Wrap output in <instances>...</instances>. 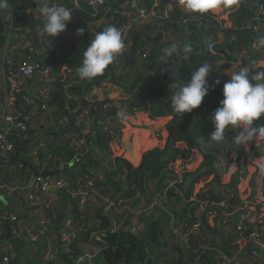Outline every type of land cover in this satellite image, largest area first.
Segmentation results:
<instances>
[{"label": "trees", "instance_id": "trees-1", "mask_svg": "<svg viewBox=\"0 0 264 264\" xmlns=\"http://www.w3.org/2000/svg\"><path fill=\"white\" fill-rule=\"evenodd\" d=\"M255 1L240 0L237 4L238 8L232 15L237 25L234 30L235 39L229 44H227L226 40L222 42L217 40V25L210 14L191 13L185 15L180 7H175L171 13L160 19L159 16L164 15L165 6V3L161 2L155 9L160 29L166 31L167 35L170 32L180 33L178 49H182L185 44H189L192 47L191 53L185 54L180 51L170 61L172 64L183 58V60L178 62L180 67L175 77H171L169 72H166L169 70L170 64L166 66L161 63L164 58V50L170 47L173 41L166 40L165 43L157 40L151 41L152 52L150 57L141 59L136 56L135 53L140 48L141 38L146 37L149 40L150 31L157 27V25L148 26L143 24L141 28L133 29L134 31L131 30L128 33L127 37L129 40L126 41V45L129 43L131 47L128 59L136 60L137 63L144 61L143 70L146 73L145 76H140L136 81L129 83L127 77L115 75L113 62L102 75L92 80L76 82L79 79H70L65 100L69 103V109L72 111L78 106L77 99L83 97L86 90L89 93V101H91L94 99L93 92L109 82L119 87L123 94L131 97L129 101L123 102L129 110L131 108L139 109L147 113L150 118L169 117V121L166 124L168 136L163 147L144 152L137 167H132L122 159L114 160L113 167L110 170L104 166L108 160L107 157L111 155L109 142L112 138H110L108 132L98 125V122L103 118L114 120L120 114L122 104H113L106 100L95 102L97 109L92 112L90 118L92 119V124L89 135L82 132L84 125L81 128H76L74 120L64 128H60L57 135L50 133L53 137V143L46 148L48 151L47 156L49 155L46 166L53 171L59 170L60 174L66 176V178L69 177L68 182L64 180L66 184L76 186L79 182L82 183L81 179L84 176L94 177L92 174L93 170L97 171V173L103 172V177L100 178L97 175L92 183V189L96 190L99 196L91 198L84 214L80 215L81 218H78L80 222L85 221L84 228H79L82 230L84 238L88 239L92 235L91 241L96 249L94 253L88 254L91 256L89 264H205L210 257L215 258L217 250L223 246L224 250L232 252V254L238 253L236 245L224 244L225 240L222 238L224 235L221 232L212 234L211 228L205 220L207 219L206 214H201V218L198 217V220L195 214L198 209L196 201L220 199L222 192H218L214 196V188L231 191L230 187L220 184V177L224 171L219 170L216 160L217 152L224 145V141L209 142V134L214 130L211 115L219 107L223 99V85L226 82H223L222 77L217 73L216 75L214 70H212L207 77L209 84H214L216 80H219L220 83L209 89L200 107L194 109L191 113H185L181 116L172 111V98L182 84L190 80L191 73L203 63L210 61L213 67V62L220 61L219 58L222 55L227 57L228 61H234V55H239L242 52V60L245 58L253 60V55L248 52L251 44L248 42L250 33L243 30V24L250 16L251 3ZM17 2L19 0H9L8 10L11 16H16L14 11L16 7L13 9L12 6H15ZM148 5L149 0H146V7ZM81 6L83 12H75L72 16L73 19L77 21L82 19L91 23L94 21L93 19L98 17V15L90 16L92 12L91 6L84 2L81 3ZM5 18L4 11H0V51H2L6 43L5 30L7 25ZM104 18L109 21L107 26H115L117 28L130 21V18L123 17L119 12L106 14ZM16 21L19 22L18 25L21 32H23L24 27L31 26L24 18L19 16H16ZM183 21H186L185 25H181ZM34 42L37 43V40ZM40 44H43V38ZM208 44H213V52L206 50ZM61 49L64 50L61 58L50 54L49 63L61 59L60 62H63L66 68L77 70L82 64L85 50H81V56H77L74 55V49L68 50L65 45ZM130 52L133 53L131 54ZM125 53H123L121 59L124 58ZM34 61L37 60L35 59ZM13 69L15 70V67ZM62 85L63 80L56 79L54 90L49 92L48 105L59 106L57 101L62 98ZM90 92H92L91 96ZM28 109L29 106H26V110ZM67 132L77 137L75 141L84 139L85 143L78 147L75 143L67 141L64 139V134ZM230 133L232 132L227 128L224 133L225 139ZM32 136L33 131L31 129H26L22 133L12 132L11 139L14 141L15 148L13 154L11 153L7 157L8 163L2 167L9 168L11 163L14 166L18 163L21 154L24 156L26 153V151L21 153L20 149L27 147L33 138ZM60 140L67 142L68 145L59 143ZM201 140L209 142L206 149L201 148ZM95 151L101 153V156L98 157ZM252 153L254 156L262 157L264 156V148H254ZM169 166L174 171L179 172L183 178V183L179 186L180 193H173L171 190L166 191L167 204L163 207L154 206L148 208L138 213V216H135L136 221L143 226V231L138 233L130 231L126 228L129 225L127 221L131 218L130 215L133 214L129 211L130 206L132 208L136 207L141 199H145L152 204L153 197L165 191V179L169 177L166 175L168 173L172 174L167 170ZM75 171L77 172L76 174ZM32 173V171L26 169L18 171L16 186H21L22 182L28 179ZM20 177L22 181L19 180ZM209 178H211L210 187H207L206 190L198 193L192 199L195 185ZM103 198H107L108 202L104 203L100 210L94 212L95 207L103 204ZM109 203L113 205V208L107 207ZM227 204H240L236 192L233 198L227 201ZM178 205H183V207L179 210V213H174L173 210ZM167 206H169L170 210H168ZM166 208L168 212H166ZM54 209L55 207L49 206L47 211L48 213H53ZM76 214H79L78 211ZM93 214L95 215L93 216ZM127 217L129 218L126 221ZM122 218H124V221H122ZM55 219V223L54 221L52 223L55 226H60L62 222L60 217L57 216ZM90 219H93L94 222V228L92 229L88 228ZM172 219L177 220L173 221ZM197 221L201 222V227L198 231H192L191 227ZM117 224H119V228H116ZM175 231L179 234H186L187 241L183 242ZM214 231L218 230L214 228ZM78 241L79 237L76 235L68 244L69 251H63L61 248L58 255L54 256L55 264H74L79 256H83L86 252L79 248ZM201 247H206L207 253L204 251L199 252ZM250 251L251 249L241 256L242 264H255ZM198 252L199 258L197 259L195 255L197 257ZM16 253L18 256L20 255L19 251H16ZM20 259L18 257L11 264L16 263ZM44 262L45 264H51L45 260Z\"/></svg>", "mask_w": 264, "mask_h": 264}, {"label": "crops", "instance_id": "crops-1", "mask_svg": "<svg viewBox=\"0 0 264 264\" xmlns=\"http://www.w3.org/2000/svg\"><path fill=\"white\" fill-rule=\"evenodd\" d=\"M25 1L29 2L33 0ZM133 1H137L142 7H146V0H104V8L100 11H98L99 8L94 9V7L91 6L92 15L90 14V16L93 17V15H98V17L96 19H93L94 21L91 23L82 19H79V21H77L72 17L71 22L67 25L68 37L65 40H61L58 36L51 39V37L47 36L43 32V24L40 18L38 7L39 5L43 6V4L45 3L49 4L50 6L53 4L63 5L70 8L73 16L77 11L83 12L81 4L78 9L75 8L73 3L74 0H34L35 6L33 21L28 22L29 24H31V26L24 27L23 32L19 33L16 40L11 39V22L15 21L14 16H11L9 10H7V14H5V22L7 25L5 30L6 43L2 51H0V112L2 111L5 97L9 95V93L7 92L9 91L10 85L7 77L10 76L11 71L14 70L13 67H15V70H17L20 66L26 65L29 62H37L44 66L57 63L58 68L56 70H53L52 80H54L50 83V86L48 88L49 92L53 91L56 79H62L65 75H67V73L65 72L66 66L63 64V62H60L61 59L49 63L50 54L61 58L62 54L64 53V50L61 48L63 45H65L68 50H75L74 55L81 56V50H86L87 44L91 43L95 35L98 32L102 31L105 27H107L109 21L105 19L104 16L112 12L123 13L129 11L130 3ZM17 3L15 4V6H12L13 9L16 7ZM237 8L238 5L236 4L227 8L221 7L209 11L214 20V23L215 21L219 22V31L218 27L216 29V38L217 40H219V42L226 40L227 44H229V42L235 39L234 30L237 28V25L234 22V17L232 15ZM180 9L185 15L191 14L187 13L186 10L181 6ZM103 14L105 15L103 16ZM153 21L155 22L153 25H150L152 21L145 23V25L156 26L157 21ZM248 22L249 21H247L246 23ZM34 28H37L39 30V37L30 40L28 36L24 34V31ZM77 29H84V34L81 36H77ZM243 30L250 33L248 42H250L251 44L248 52H250L254 58L253 60H250L249 58H245L242 60L241 55H234V61H228V58L222 55L219 58L220 61H214L213 70L215 74L217 73L218 75L222 76L223 82H228L230 80V75L233 72L238 71L242 66L250 67V75L255 74L257 71H264V47L257 48L255 46L261 34H264V23H259L255 29L243 28ZM156 31L158 32L157 27L153 28L149 33V40H147L146 37H142L139 43V47L144 45L148 49L149 57L152 52L151 41L157 40L158 42H160ZM180 37V33L170 32L167 36V40L175 39L174 41L176 42L177 46H179L180 43L178 42V40L180 39ZM42 38L43 44H40ZM35 40H37V43L34 42ZM128 40L129 38H127V41ZM52 42L53 46L58 45L57 49L59 51V54L50 49V45ZM36 44H38L39 46ZM130 48L131 47L129 43H127V51L124 55V58L121 59L120 62L116 65L113 63V67L115 69V75H119L120 77H127L128 82L132 83L136 81L138 77L145 76L146 73L143 70V60L141 63H137L136 60L127 58ZM130 53L132 54L133 52ZM35 59L37 61H34ZM180 60H183V58H180L172 64L169 63L170 68L166 72H169V75L171 77L176 76L177 71L180 67V63H178ZM208 63H210V61ZM77 70H74L75 73H78ZM125 74L127 75L123 76ZM78 79V81L76 82L81 81L79 77ZM67 82L69 83L70 79L66 78L64 80V83L62 85L64 89L65 86H67ZM172 83L174 84V82ZM106 84L103 85L100 89H95L96 91H100L99 94L101 95V99L96 98L97 101L106 100L113 104L125 105V103L123 102L129 101L131 99V97L123 94L119 87L112 85L109 82H107ZM43 88L44 86L41 83L40 77L34 76L31 79L23 80V86L19 93L15 95V98L12 96L13 104L11 112L13 114L21 117L26 115L28 112L32 113L27 119L20 118L22 122L25 123V130H12V132L22 133L25 132L26 129H31L33 131V138L31 140L29 139L30 142L28 143L27 147H22L25 148L24 151H26V153L24 156L21 154L19 161L15 166L12 163L10 164L9 168L2 167L3 165L0 166V264L2 258L5 255L9 256V264L17 260L18 257L21 259L16 261V263L14 264H45L44 260L47 263H50L54 259H51V261L49 262V258L51 256L54 257L58 255L59 250L62 248L59 240V235L64 229L73 232L75 236L77 235V237H79L78 245L82 251L86 253H94L96 251L95 246L91 241L92 235L88 239H85L82 230L79 229L80 227L84 228L85 221L83 220L81 221V223L78 220V218H81V216L79 214H76L77 208L75 202L70 200L68 196H66L64 191H60V193L47 192V194L37 196V198L35 195L34 199H29L27 191H24L22 189L26 186H29L30 181L33 178H36V176H33V173L28 179L22 182L21 186H16V182L18 181V171L22 169L29 170L28 168L23 167L20 160L25 161L27 165L35 172L40 173L45 167L47 168L46 164L49 160V155L47 156L48 151L46 148L53 143V137L50 135V133L57 135L60 128H64L65 125L71 123L73 120L76 126V120L80 116L82 109L88 108L90 103L92 102V100L89 101V98L84 99V95L83 97L77 99L78 106L72 111L71 109H69V103L67 102V100H65L67 95L66 91H64L63 89L62 98L57 101L59 106L49 105L48 110L39 111V104L41 102L39 99H37V93ZM96 91L93 93H97ZM91 95L92 92H90V96ZM33 99H36V104L29 103ZM26 106H29L28 110H26ZM119 115V120H113L111 122L110 138H112V140L109 142L111 155L107 157L108 160L104 165L108 170L113 167L114 160L117 161L119 159L128 162L132 167L139 166L143 153L154 148L161 149L168 136L166 131V124L169 121V117L150 118L147 113L140 111L139 109L131 108L129 110L125 108V110L121 111V107ZM64 118L67 120L66 124L62 122V119ZM91 124L92 119H89L84 123V130L89 129V133L86 135H89L91 133ZM259 125H264V115H262L259 120L254 122V126ZM228 129L233 133H237V135L241 130L239 128L232 129L231 127H229ZM235 147L236 149L234 153L229 156L227 161H225L224 158H216L219 170L224 171V173L220 177V184L225 187H230V190L233 192V194H235L236 192L239 202L246 198H248L249 200H253V196L256 192L258 178L262 173V170L259 166L261 164H264V156H254L252 150L259 147L264 148V137L257 138L254 142H250L248 144L236 145ZM98 156H101V153L98 152ZM47 170L50 172H54L53 170H50L48 168ZM76 173L77 172L75 171V174ZM101 174L103 173L101 172ZM64 178L65 181H69V177L66 178V176H64ZM19 180L22 181V178L20 177ZM83 183L85 184V182H79V184ZM210 184L211 178L195 185L192 199H194L198 193L206 190L207 187H210ZM2 190L4 191L2 192ZM221 191L222 189L219 188L213 189L214 194ZM49 196H53L55 198L53 204V207H55V209L53 213H48L47 211V208L50 204H47L45 199ZM102 202L103 204H106L108 202V199L103 198ZM182 207L183 205H178L175 210H173V212L179 213V210ZM148 208H145V210H147ZM167 208L168 210H170L169 206H167ZM167 208L166 212H168ZM98 210H100V208L95 207L94 212ZM7 213H9L11 217H15L17 220L16 222L9 221V228L7 227L5 219ZM132 213L133 214L130 215L131 218L129 219V221L127 220L130 216L126 218V221L129 224L128 226L126 225L127 229L130 228L132 222L136 220L135 216H138V213L140 212ZM195 214H197V212ZM256 214V216L260 219L258 226L260 225V227L263 228L264 232V207L261 210L257 211ZM94 215L95 214H93V216ZM57 216H59L62 221L60 226H55L54 224L56 221L55 217ZM205 220L207 225L211 228L212 234L221 232V234L224 235L222 237L223 240H225L224 244L232 246L236 245V247L238 248L237 240L235 239L236 235L233 233L234 230L232 229V226L226 224L224 220L219 216H213ZM53 221L54 223H52ZM122 221H124V218H122ZM42 222H45L47 226V233L45 237L40 238L35 244L29 242V235L31 233H36ZM93 223V219H90V221H88L89 229L94 228ZM92 225L93 227H91ZM14 228H16L17 233L13 232ZM116 228H119V224L116 225ZM214 228H216L218 231H214ZM9 230L10 233L8 232ZM9 234L11 237H9ZM201 248H203V250L199 252L204 251L205 253H207L206 247ZM16 251H19L20 255L22 254V256H18ZM199 252L197 257L195 255V258L197 259L199 258ZM216 253V257H210L208 260H206L205 264H223L219 260L220 253L232 256V252L224 250V246L218 249Z\"/></svg>", "mask_w": 264, "mask_h": 264}, {"label": "built area", "instance_id": "built-area-1", "mask_svg": "<svg viewBox=\"0 0 264 264\" xmlns=\"http://www.w3.org/2000/svg\"><path fill=\"white\" fill-rule=\"evenodd\" d=\"M84 2L88 4L89 6L94 7L95 4H98L100 6H104L105 2L104 0H74V6L75 8H79L80 4ZM161 2L165 3L164 6V15L159 16L160 19H163L166 17L168 13H171L175 7H180L176 0H149V5L147 7H142L137 1H133L130 3V10L121 13L123 17L130 18V21L128 23H125L118 27V29L122 33V38L125 44L124 49L122 52L116 57L114 60V64H118L121 60V57L124 52L127 51V36L128 33L135 29L141 28V25L148 23L150 21L156 20L157 21V29L159 37V41L161 43H165L167 40V32L160 29L159 22L157 19V13L155 12V9L160 5ZM34 0L26 2L25 0H20L16 8L14 9L16 16L24 18L26 22L33 21V13H34ZM16 16H14V20L11 22L12 25V35L11 39L16 40L19 35V22L16 21ZM259 23H264V10L260 7L257 12L254 13L252 18L249 20L248 23L245 24L244 28L248 29H255ZM186 21H183L181 25H185ZM18 26V27H17ZM24 34L28 36L30 40H33L37 37H39V30L37 28L34 29H27L24 31ZM171 36V35H170ZM61 40H65L68 37V31L67 29L60 33L58 35ZM57 37V38H58ZM175 39H172L171 42L172 45L176 42ZM176 45V44H175ZM58 46V45H57ZM57 46H53V42L50 45V49L54 50L57 54H59V51L57 49ZM206 50L209 52H213V44H208L206 47ZM136 56L140 57L141 59H145L149 57V51L148 49L142 45L140 48L136 51ZM162 65H164L163 62H161ZM58 68L57 63H53L52 65H41L37 62H29L26 65L20 66L17 70H12L10 76L7 77L10 88L7 93H9L8 96L5 97V102L3 103L2 111L0 112V166L5 165L8 163V156L13 153L15 144L14 141L11 139L12 130H25V123L22 122L21 119H27L32 113L28 112L24 116H18L11 112L12 108V96L15 98V95L19 93L23 86V80L25 79H31L34 76H39L42 85L44 86L43 89L38 91L37 93V99L40 100L39 109L40 111H44L48 109V100L50 98L48 88L50 86V83L54 80L53 78V70H56ZM67 75H65L61 81L67 78H77L78 79V73H75L74 70L66 68ZM64 91L67 90L69 87V83L66 84ZM97 93L93 94L94 99H92V102L90 103L88 108H83L81 111L80 116L76 120V126L77 128H81L82 125L86 121H88L91 118L92 112L97 109L95 102H100L101 95L99 94L100 91H96ZM30 104H36V99H33L29 102ZM103 109V107H102ZM122 110H125V108H122ZM21 118V119H20ZM113 119L110 118H103L101 121L98 122V125L103 128L104 131L108 132L110 135L111 133V122ZM63 123H67V120L64 118L62 119ZM85 129V127H84ZM84 134L88 133V130L82 131ZM233 136L227 137L223 144H226L229 139H233ZM64 139L67 141H71L75 143L78 147L82 146L85 141L84 139H80L78 141H75L77 137H74L70 133L64 134ZM231 151V150H230ZM96 154H98V151H95ZM232 154V153H231ZM51 158V157H50ZM172 174H167V179H165L166 189L162 194H156L153 198L154 206L157 207H163L165 204H167V192L166 191H172L173 193L179 194V186L183 183L182 176L179 172H175L170 166L167 169ZM92 174L94 177H97V175L100 177V173H97L95 170L92 171ZM94 177H88L84 176L82 178L81 182H85V184H78L76 186H69L62 180L61 177L58 178H33L30 181L29 186H26L22 190L27 191L28 198L34 199V196H40L47 194V192L50 189H55L56 191H64L66 196L72 201L75 202L77 211L79 215H83L85 212V208L89 201H91V198L93 196H99L96 190L92 189V183ZM264 171H262L260 177L258 178L256 192L253 196V200H249L248 198L244 199L240 204H227V201L231 199L232 195L227 190H224L222 192V195L224 196V199L222 200H204L202 202H198V209H197V220L198 217L201 218V214H206L207 219L213 216L222 215L225 217V220L228 219L231 223L232 229L234 230L233 233L236 235L237 240V246H238V253L232 254V256L224 255L223 253L219 254V260L223 264H242L241 256L245 255L248 250L251 249L250 254L252 256L253 261L255 264H264V232L263 228L260 227L259 221L260 219L256 216L257 211L261 210L264 207ZM46 203L50 204L49 206L53 207L55 198L53 196H49L46 199ZM109 208H113V205L111 203L108 204ZM219 213V214H218ZM9 221L16 222L15 217H9ZM1 223V222H0ZM201 227V222L197 221L195 222L191 230L192 231H198ZM47 226L45 222H42L41 226L37 229L36 233H31L28 237L29 242L36 243L40 238H44L47 233ZM130 231H134L135 233H138L140 231H143V226L139 224L136 220L132 222L130 228ZM14 233H17L16 228H14ZM183 242H186L187 235L186 234H179L177 231H175ZM183 236V237H182ZM72 238H75V234L69 230H62L61 234L59 235V240L62 245L63 251H69L68 244L70 243V240ZM98 238V237H97ZM98 240V239H97ZM10 255V254H9ZM90 255L86 254L83 256H79L74 264H89ZM51 259H54L51 261ZM51 261V262H50ZM49 262L51 264H55V257L51 256L49 258ZM1 264H9V256L5 255L2 260Z\"/></svg>", "mask_w": 264, "mask_h": 264}, {"label": "clouds", "instance_id": "clouds-1", "mask_svg": "<svg viewBox=\"0 0 264 264\" xmlns=\"http://www.w3.org/2000/svg\"><path fill=\"white\" fill-rule=\"evenodd\" d=\"M239 2L240 0H176V3L184 8L187 13L200 14H205L210 10L221 7L227 8ZM260 7L264 10V0H256L251 3L250 16L247 21L252 18ZM8 8L9 0H0V11H4V14H7ZM38 8L43 24V32L51 37V39L64 32L72 20V11L69 7L59 4L50 6L45 3L43 6L39 5ZM244 26L245 24H243V28ZM83 34L84 29H77V36ZM255 46L257 48L264 47V34H261ZM124 47L125 44L121 31L115 26L105 27L95 35L91 43L88 44L87 49L83 52L82 64L77 70L78 77L81 80H92L102 75L122 52ZM180 51L189 54L192 52V47L189 44H185L182 49H178L177 45L173 44L164 50L162 62L166 66L169 65L170 61ZM212 70L213 67L210 63H203L191 73L190 80L183 83L172 98L173 112L181 116L185 113H191L194 109L200 107L209 89L220 83L219 80H216L214 84H209L207 77ZM261 81H264V71H257L255 74L250 75L249 66H242L238 71L230 75V80L223 85V99L219 107L211 115L214 130L209 134V142L224 141L225 130L229 127L241 129L238 135L233 132L228 135V137H234L233 139H229L228 142H234L236 145L248 144L254 142L257 138L264 137V125L254 126V122L264 115V82ZM209 142L201 140V148L206 149ZM231 155H226L223 158H229ZM259 167L264 171V164H261ZM61 176L62 174L59 173L58 176L50 178ZM223 191L222 189L221 192ZM55 192L59 191L55 190ZM228 192L231 193V198H233V192ZM222 199H224L223 195H221L219 200ZM219 217L231 226L228 219L225 220V217L222 215H219Z\"/></svg>", "mask_w": 264, "mask_h": 264}, {"label": "rangeland", "instance_id": "rangeland-1", "mask_svg": "<svg viewBox=\"0 0 264 264\" xmlns=\"http://www.w3.org/2000/svg\"><path fill=\"white\" fill-rule=\"evenodd\" d=\"M239 55H241V58H242V56H243V52L242 53H240ZM220 76V75H219ZM220 77H222V76H220ZM123 107H125L126 109H128L125 105H121V111H122V108ZM119 116L120 115H118L114 120H118L119 119ZM113 121V120H112ZM222 145V144H221ZM236 144L235 143H230V142H227L226 144H224V145H222L220 148H219V150H218V152H217V157H219V158H223V157H225L226 155H231V153H234V151H235V149H236ZM231 150V151H230ZM99 157V156H98ZM225 159V161H227L228 160V158H224ZM97 172V171H96ZM103 173V172H102ZM103 177V174H101V172H100V178H102ZM61 178H62V180H65V178H64V175H62L61 176ZM225 179V178H224ZM227 179V178H226ZM210 186V185H209ZM102 205H104V204H101V205H99V206H97V208H100V207H102ZM151 208V207H154V204H151V202L150 203H148L145 199H141L140 200V203H139V205H137L136 207H134V208H132L131 206H130V208H129V211H131V212H142V211H145V208ZM209 218H211L210 217V215H209ZM173 221L175 220H177V219H172ZM172 224V223H171ZM170 226V225H169ZM91 227H93V225L91 226ZM175 227V226H174ZM179 231H180V229L179 228H177ZM183 237V236H182ZM86 254V253H85ZM84 254V255H85ZM87 254H89V253H87Z\"/></svg>", "mask_w": 264, "mask_h": 264}, {"label": "water", "instance_id": "water-1", "mask_svg": "<svg viewBox=\"0 0 264 264\" xmlns=\"http://www.w3.org/2000/svg\"><path fill=\"white\" fill-rule=\"evenodd\" d=\"M97 8H99L98 11H100V10H103L104 7H103V6H100V5H98V4H95V5H94V9H97ZM5 13H6V12H5ZM208 14H210V12H208ZM210 15H211V14H210ZM154 23H155V22L152 21V22L150 23V25H153ZM215 23H216V25H217V27H218V31H219V22L215 21ZM233 28H234V27H233ZM88 97H89V94H88V91H86V94H85L84 99H87ZM82 103H83V102H82ZM59 143H62V144H64V145H68L67 142L62 141V140H60ZM24 149H25V148H21L20 151L23 152ZM20 162H21V164L23 165L24 168H28L29 170H31V171L33 172V176H36V177H39V178H42V179H44V178H46V177H54V176H58L59 173H60L59 170H56V171H54V172H50V171L47 170L46 167H45V168L43 169V171L40 172V173H39V172H35L33 169H31V168L27 165V163H26L25 161L20 160ZM3 191H4V190H2V192H3ZM48 192H55V189H50ZM9 217H10V214L7 213L6 216H5V219H6V223H7V227H8V228L10 227V224H9V223H10V222H9ZM8 232L10 233V230H9ZM9 237H11L10 234H9Z\"/></svg>", "mask_w": 264, "mask_h": 264}, {"label": "flooded vegetation", "instance_id": "flooded-vegetation-1", "mask_svg": "<svg viewBox=\"0 0 264 264\" xmlns=\"http://www.w3.org/2000/svg\"><path fill=\"white\" fill-rule=\"evenodd\" d=\"M203 250V248H199V251H202Z\"/></svg>", "mask_w": 264, "mask_h": 264}]
</instances>
